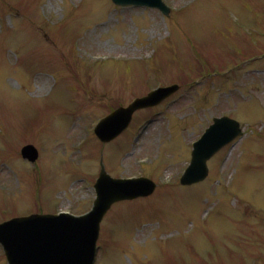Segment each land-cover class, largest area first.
Returning a JSON list of instances; mask_svg holds the SVG:
<instances>
[{
	"label": "rangeland",
	"instance_id": "374dc122",
	"mask_svg": "<svg viewBox=\"0 0 264 264\" xmlns=\"http://www.w3.org/2000/svg\"><path fill=\"white\" fill-rule=\"evenodd\" d=\"M162 1L168 18L110 0H0V223L88 212L102 161L156 190L112 205L95 264H264V0ZM172 85L115 142L96 139L98 121ZM221 116L242 138L181 187L190 144Z\"/></svg>",
	"mask_w": 264,
	"mask_h": 264
},
{
	"label": "water",
	"instance_id": "95a60500",
	"mask_svg": "<svg viewBox=\"0 0 264 264\" xmlns=\"http://www.w3.org/2000/svg\"><path fill=\"white\" fill-rule=\"evenodd\" d=\"M117 6L148 7L164 16L169 10L161 0H112ZM178 90L171 87L136 100L127 109H119L103 119L95 135L103 144L116 139L127 128L134 112L154 107ZM241 136L239 125L227 118L215 119L213 125L193 147L191 162L180 183L190 186L207 177L206 163L223 147ZM24 160L34 163L37 152L31 147L21 151ZM96 200L92 211L80 218L69 216H31L0 225V245L8 264H92L99 225L110 207L120 201L150 196L155 185L148 180L117 181L101 170L95 185Z\"/></svg>",
	"mask_w": 264,
	"mask_h": 264
}]
</instances>
